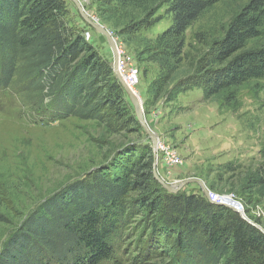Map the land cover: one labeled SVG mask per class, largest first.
<instances>
[{"label": "trees", "instance_id": "obj_1", "mask_svg": "<svg viewBox=\"0 0 264 264\" xmlns=\"http://www.w3.org/2000/svg\"><path fill=\"white\" fill-rule=\"evenodd\" d=\"M219 2L95 0L96 17L133 50L136 67L144 75L154 70L146 105L175 103L200 89L220 115L238 113L243 93L264 106V0H247L218 20L212 38L194 31L192 40L205 47L185 64L186 31ZM163 20L169 26L149 36ZM88 29L69 0H0V100L19 99L47 122L75 117L140 130L111 62L85 38ZM259 157L243 183L249 206L264 198V143ZM152 170L149 143L89 171L26 214L0 243V264H103L127 219L141 212L150 230L144 257L157 264H264L263 231L200 189L167 191Z\"/></svg>", "mask_w": 264, "mask_h": 264}, {"label": "rangeland", "instance_id": "obj_2", "mask_svg": "<svg viewBox=\"0 0 264 264\" xmlns=\"http://www.w3.org/2000/svg\"><path fill=\"white\" fill-rule=\"evenodd\" d=\"M69 1L72 10L77 14L75 5ZM79 1L90 17L97 18L95 0ZM246 1L220 0L212 11L186 31L185 64L193 63L205 47L192 40V33L209 32L212 38L211 34L215 31L210 30L217 26L218 20L225 21ZM167 26L169 22L163 20L150 28L148 35H153ZM85 33H89V39L112 64L113 54L106 37L91 28ZM115 39L117 49L134 56L131 48ZM137 68L138 80L134 90L142 100L150 130L161 141L173 147L183 159L181 165L171 167L157 160L158 175L171 184L188 178H199L211 191L231 194L251 221L263 224L264 198L249 206L245 200L248 195L243 191L248 172L255 170L261 163L259 150L264 143L262 99H253L243 93L242 108L238 113L224 115L218 113L217 105L211 101L202 100L203 106L196 108L183 105L179 97L175 103L163 104L160 101L155 105H146L145 89L155 74L152 68L147 75L143 74L140 66L137 65ZM200 97L199 89L185 95V98L194 100ZM124 100L131 111L132 104L126 92ZM195 102L197 104L199 100ZM177 105L180 107L177 108ZM178 114L180 116L176 117ZM238 116L241 119L238 120ZM39 117L30 112L29 105H24L19 99L18 102L11 98L0 100V212L6 216V221L0 222V243L19 225L26 214L49 196L66 191L97 167L108 168L116 158L126 154L127 150L136 147L141 151L143 146L150 143V138L141 125L140 130L125 129L123 125H117L114 130L105 121L69 117L47 122L45 118L42 120L40 117V120ZM230 164L233 169L227 170L228 166L231 167ZM212 183L218 189H213ZM199 189L201 191L199 184L191 182L185 183L177 192ZM142 215L143 212L127 219L129 223L125 225L117 242L118 249L103 264L158 263L155 259L144 257L145 246H149L147 235L150 230L149 225L143 222Z\"/></svg>", "mask_w": 264, "mask_h": 264}, {"label": "water", "instance_id": "obj_3", "mask_svg": "<svg viewBox=\"0 0 264 264\" xmlns=\"http://www.w3.org/2000/svg\"><path fill=\"white\" fill-rule=\"evenodd\" d=\"M73 4L75 5L81 19L94 31L104 35L108 41V44L111 48L112 54H113V61H112V68L115 73L116 78L118 79L119 83L123 87L124 91L126 92L129 100L131 101V104L133 106L136 118L144 131L148 134L152 146V155H153V177L156 181H158L167 191L169 192H177L185 183H191L196 182L199 184L201 191L203 195L207 196V187L204 184V182L199 178H188L184 180L183 182L177 183V184H171L168 182L163 181L162 177L158 175L156 172V163H157V153H156V143L158 141V135H156L153 131L150 130L148 123L146 121L144 111L142 108V100L139 97V94L137 95L133 89L130 88L129 85L125 83L123 78L121 77L118 69H117V61H118V45L116 42V39L114 38L111 31L102 24L97 18H92L86 11L84 10V7L82 6L81 2L79 0H71ZM226 207L231 208L235 212H237L241 218L249 222L250 224L257 227L259 230L263 231V228L256 222L251 221L245 214V212L242 209H239L236 206L228 205Z\"/></svg>", "mask_w": 264, "mask_h": 264}, {"label": "built area", "instance_id": "obj_4", "mask_svg": "<svg viewBox=\"0 0 264 264\" xmlns=\"http://www.w3.org/2000/svg\"><path fill=\"white\" fill-rule=\"evenodd\" d=\"M84 36L86 39H89V33L84 32ZM117 50V69L125 83L129 85L131 89H133L138 80V68L134 64L133 57L131 55L126 54L125 52H121L119 49ZM156 153L157 160H160L167 167L179 166L183 162L182 157L177 153V151L173 147H170L169 144L165 143L164 141H161L159 137L156 143ZM205 198L209 202L216 205H239L236 201L233 200L231 194H218L216 192L211 191L209 188H207V196Z\"/></svg>", "mask_w": 264, "mask_h": 264}, {"label": "crops", "instance_id": "obj_5", "mask_svg": "<svg viewBox=\"0 0 264 264\" xmlns=\"http://www.w3.org/2000/svg\"><path fill=\"white\" fill-rule=\"evenodd\" d=\"M196 90V89H195ZM200 90V89H199ZM190 91H188L187 93H189ZM181 94L179 96V101H181L183 103V105H187L188 107L192 106V108H196V107H201V105L203 106V102H202V92H201V97L199 100V103L196 104L195 101H198V100H194V99H190V98H185V95L187 94ZM183 95V96H182ZM182 96V98L180 99V97ZM185 101V102H184ZM194 101V102H193ZM186 102H190V103H186ZM191 108V107H190ZM210 109H212V107H209ZM169 109V108H168ZM216 109V107H215ZM171 112V110H169ZM180 116V114L176 115V117Z\"/></svg>", "mask_w": 264, "mask_h": 264}, {"label": "bare ground", "instance_id": "obj_6", "mask_svg": "<svg viewBox=\"0 0 264 264\" xmlns=\"http://www.w3.org/2000/svg\"><path fill=\"white\" fill-rule=\"evenodd\" d=\"M134 89V88H133ZM136 92V91H135ZM137 94V93H136ZM234 206L238 207L239 209H241V207H239L237 204H234Z\"/></svg>", "mask_w": 264, "mask_h": 264}]
</instances>
